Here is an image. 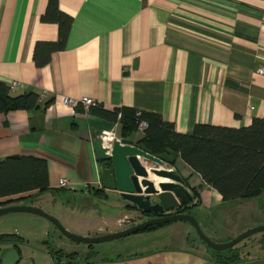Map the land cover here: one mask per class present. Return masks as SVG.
Segmentation results:
<instances>
[{
  "label": "crops",
  "instance_id": "obj_1",
  "mask_svg": "<svg viewBox=\"0 0 264 264\" xmlns=\"http://www.w3.org/2000/svg\"><path fill=\"white\" fill-rule=\"evenodd\" d=\"M49 3L0 0V81H16L15 95L40 94L37 109L0 113V158L45 159L51 188L0 197V202L36 197L38 202L27 205L47 204L69 230L84 236L121 231L151 218L100 182L94 131L118 122L122 137L121 120L86 113L82 106L73 109L65 97H90L109 111L157 113L181 133H192L201 123L242 128L254 118L264 119V74L259 73L264 67V0H58L59 9L71 18L65 47L52 52L40 48L46 63L38 66V43L57 42L61 35L59 23L45 18ZM142 135L136 131L126 138L142 147ZM168 159L175 165L163 160L166 167L187 180L191 194L193 188L198 191L191 208L227 203L179 154L172 152ZM61 179L68 185L61 187ZM260 224L264 220H254L243 230ZM261 235L241 242L244 259L234 264H264ZM0 264L56 260L49 249L26 254L21 246L19 251L7 244L0 245ZM71 264L219 263L203 241L195 240L191 247L169 243Z\"/></svg>",
  "mask_w": 264,
  "mask_h": 264
},
{
  "label": "trees",
  "instance_id": "obj_2",
  "mask_svg": "<svg viewBox=\"0 0 264 264\" xmlns=\"http://www.w3.org/2000/svg\"><path fill=\"white\" fill-rule=\"evenodd\" d=\"M45 18L59 23L61 35L57 42L38 43L35 52V61L38 66L46 63L39 57L40 48H47L51 52L64 49L71 24V18L59 9L58 0H50L49 12ZM11 90L9 84L0 81L1 114L21 109L30 111L40 107L39 93L32 91L15 95ZM91 111L93 114L113 121L118 119L119 112L122 113L120 120L123 138L138 131L135 109L123 108L109 111L102 107H95ZM142 117L149 122V127L138 141L143 149L169 161L172 166L175 165V160L168 159V155L172 152L179 154L207 184L222 195L224 202L257 198L264 193V119L254 118L249 126L242 128L201 123L196 124L192 133H181L176 130L173 122L166 121L157 113L143 112ZM183 179L187 183V180ZM33 189H38L39 193L51 189L48 164L45 159L20 156L4 158L0 162V197H8ZM192 191L193 197L196 198L197 189L193 188ZM94 192L100 195L99 190ZM21 199L3 201L1 206L18 204ZM190 208H182L179 212H190ZM146 214L151 217L156 216L153 212H146ZM162 225H153L145 230ZM23 240L24 238L16 233L0 234V245L12 244L19 251ZM261 241L264 246V239ZM241 242L223 251L208 248L219 264H234L244 259L240 248ZM89 248L91 249L90 258L96 252L92 250L94 244H90ZM50 253L56 261L63 262V259L67 258L71 260L67 262L69 264L77 262L74 261L78 258L77 253L66 254L57 249H50Z\"/></svg>",
  "mask_w": 264,
  "mask_h": 264
},
{
  "label": "water",
  "instance_id": "obj_3",
  "mask_svg": "<svg viewBox=\"0 0 264 264\" xmlns=\"http://www.w3.org/2000/svg\"><path fill=\"white\" fill-rule=\"evenodd\" d=\"M94 147L96 157L100 161L102 187L109 190H119L126 200L144 212L155 213V217L148 218L121 231L100 236H83L69 231L58 218L37 206L26 204L1 206L0 216L11 212L34 213L53 222L64 235L73 241L88 245L118 239L138 233L153 225L174 221H186L192 224L201 240L208 247L217 251L229 249L256 233L264 232V224H260L249 228L230 241L216 242L204 232L200 222L193 214L179 212L182 208L192 206L194 197L183 177L175 169L162 166L164 164L163 159L137 146L134 140L130 138H122L121 142L116 141L111 153L108 154L102 145L99 130L94 131ZM3 159L0 158V162ZM144 162L147 165L143 164ZM151 173L164 180L156 183L150 179ZM77 187L86 189V186L83 185ZM56 264L65 263L56 261Z\"/></svg>",
  "mask_w": 264,
  "mask_h": 264
},
{
  "label": "rangeland",
  "instance_id": "obj_4",
  "mask_svg": "<svg viewBox=\"0 0 264 264\" xmlns=\"http://www.w3.org/2000/svg\"><path fill=\"white\" fill-rule=\"evenodd\" d=\"M162 166L165 167L166 164L164 163ZM38 201L36 197H25L19 200V202L26 205L27 203H36ZM39 205L37 207L58 218L52 212L50 206L47 204ZM190 212L198 219L200 224L202 223L205 229L215 235L212 239L216 240V242H227L236 237H228L234 231H241L242 233L251 228L243 230L250 222L258 219L264 220V193L258 198L228 201L212 208L202 207V205L194 206L190 209ZM45 223L50 226L49 229L45 227ZM62 224L64 225V223ZM71 232L78 234L74 231ZM6 233H16L24 238L20 246L26 254L33 250L45 252L47 249H57L62 250L66 254L77 253L78 258L74 261H78V263H84L89 259L88 252L91 250L88 244L73 241L64 235L53 222L34 213L11 212L0 216V234ZM241 233L239 232V234ZM262 233H256L245 240L262 236ZM195 240L202 242L192 224L186 221H175L163 224L155 229L143 230L118 239L95 243L96 254L94 256L137 253L147 249L162 248L169 243L175 246L191 247V243ZM69 261L71 260L65 258V262Z\"/></svg>",
  "mask_w": 264,
  "mask_h": 264
},
{
  "label": "built area",
  "instance_id": "obj_5",
  "mask_svg": "<svg viewBox=\"0 0 264 264\" xmlns=\"http://www.w3.org/2000/svg\"><path fill=\"white\" fill-rule=\"evenodd\" d=\"M260 74H264V67L259 69ZM17 85L16 81L11 82L10 87L11 89H14ZM63 102L72 107L73 109H76L79 105L82 106L83 110L86 113H90L91 110L95 107L99 106V103L90 97H81V98H70V97H65L63 99ZM142 111L136 110V117H137V127L138 131L141 133H145L147 128L149 127V122L142 117ZM122 113H118V121L121 119ZM117 128H118V122L114 123V125L110 129H103L101 130V139H102V144L105 149H107V153L110 154L111 150L114 146V143L116 141L121 142L122 137H120L117 133ZM68 180L67 179H61L60 180V185L61 186H66L68 185Z\"/></svg>",
  "mask_w": 264,
  "mask_h": 264
},
{
  "label": "bare ground",
  "instance_id": "obj_6",
  "mask_svg": "<svg viewBox=\"0 0 264 264\" xmlns=\"http://www.w3.org/2000/svg\"><path fill=\"white\" fill-rule=\"evenodd\" d=\"M80 106V105H79ZM78 106V107H79ZM77 107V108H78ZM99 107V106H98ZM107 150V149H106ZM166 167V166H165ZM166 168H168V167H166ZM170 168H172V167H170ZM174 169V168H173ZM150 179L151 180H153V181H155L156 183H158V182H161L162 180H164V179H162V178H160V177H157L156 175H154V174H150ZM59 185H60V182H59ZM61 186V185H60ZM67 186V185H66ZM61 187H63V186H61Z\"/></svg>",
  "mask_w": 264,
  "mask_h": 264
}]
</instances>
